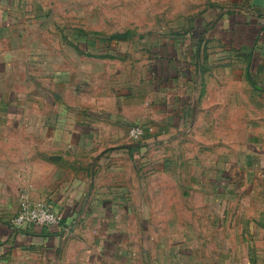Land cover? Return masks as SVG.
<instances>
[{"label":"crops","instance_id":"crops-1","mask_svg":"<svg viewBox=\"0 0 264 264\" xmlns=\"http://www.w3.org/2000/svg\"><path fill=\"white\" fill-rule=\"evenodd\" d=\"M5 24L2 16L0 264H264L263 214L258 219L245 212L213 214L217 221L218 216L224 219L223 244L201 241L187 249L180 215L177 231L165 222L177 242H170L171 235L157 243H138V221L152 213L138 208L139 150L128 129L147 125L145 136L159 132L170 120L171 104L186 99L191 77L185 70L174 74L177 70L165 68L174 58L176 69L186 67L181 54L166 55L164 63L141 62L135 54L139 71L149 62L143 80L131 76L135 66L126 53H87L63 65L52 60L45 68L42 59L31 63L21 53L19 38ZM259 43L264 49V42ZM23 198L46 203L62 224L16 229L12 221ZM241 200L247 206L253 197ZM153 201L147 192L142 203ZM216 225L210 223L211 233L219 231ZM145 233L148 238L149 221Z\"/></svg>","mask_w":264,"mask_h":264},{"label":"rangeland","instance_id":"rangeland-1","mask_svg":"<svg viewBox=\"0 0 264 264\" xmlns=\"http://www.w3.org/2000/svg\"><path fill=\"white\" fill-rule=\"evenodd\" d=\"M263 5L264 0H0V23L3 16L21 53L31 63L42 59L45 68L52 60L63 65L87 53H126L135 66L131 76L143 80L149 62L139 71L135 54L139 61L161 63L170 54L184 58V69H176L175 58L165 68L191 77L188 95L179 96L186 99L171 104L170 120L159 132L132 139L139 150L138 208L152 213L138 221L141 246L171 235L170 242H177L165 222L177 231L179 218L187 249L201 241L223 244L224 219L215 215H264ZM147 192L154 198L150 204L142 203ZM244 197L253 200L241 205ZM211 222L219 231L211 233Z\"/></svg>","mask_w":264,"mask_h":264},{"label":"built area","instance_id":"built-area-1","mask_svg":"<svg viewBox=\"0 0 264 264\" xmlns=\"http://www.w3.org/2000/svg\"><path fill=\"white\" fill-rule=\"evenodd\" d=\"M149 129L148 132H152ZM146 130L140 126H134L129 129L131 139H139L145 136ZM62 217L54 212L49 205L44 202L31 203L27 198H23L20 204V210L13 219L12 225L16 229L28 226L34 227H58L62 224Z\"/></svg>","mask_w":264,"mask_h":264}]
</instances>
